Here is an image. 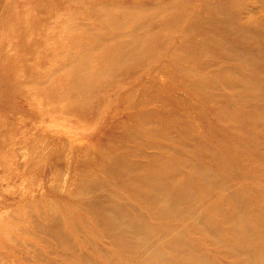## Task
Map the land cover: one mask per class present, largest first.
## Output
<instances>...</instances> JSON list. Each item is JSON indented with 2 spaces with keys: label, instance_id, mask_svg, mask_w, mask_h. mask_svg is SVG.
<instances>
[{
  "label": "rangeland",
  "instance_id": "374dc122",
  "mask_svg": "<svg viewBox=\"0 0 264 264\" xmlns=\"http://www.w3.org/2000/svg\"><path fill=\"white\" fill-rule=\"evenodd\" d=\"M122 146L139 150L108 164ZM146 176L154 189L185 180V205L167 209ZM89 180L102 189H78ZM97 193L118 237L87 205ZM50 205L73 258L27 219ZM0 224L3 264H264V0H0ZM17 236L38 246L23 257Z\"/></svg>",
  "mask_w": 264,
  "mask_h": 264
},
{
  "label": "bare ground",
  "instance_id": "6f19581e",
  "mask_svg": "<svg viewBox=\"0 0 264 264\" xmlns=\"http://www.w3.org/2000/svg\"><path fill=\"white\" fill-rule=\"evenodd\" d=\"M128 39H130L131 41H137L138 40V37L137 36H135V35H133V36H131L130 38H128ZM121 43L123 44V45H125L126 44V42H124L123 40H121ZM121 46H117V48L115 49L116 51H118V49L120 48ZM127 97V95H123L122 97H121V99L123 100V101H125V98ZM132 104H135V106L136 107H138V106H141V105H143L142 106V108H141V110L143 111V112H145L146 114H148V115H152V116H154V115H156V116H160L161 118L162 117H165L166 115H174L175 114V112L177 113V110H175V108H173V105H171V104H164V105H162V106H157L156 104L154 105V104H152L151 106H149V104H147L146 103V101H145V103H144V101H139L138 100V102H137V100H134V101H132L131 102ZM150 103V102H149ZM165 103V102H164ZM145 107V108H144ZM140 110V111H141ZM139 112V110H138V113H134V114H132V116L131 115H128V116H126L128 119L130 118H140L141 117V114L143 113V112ZM181 111V110H180ZM181 115H182V113L183 112H179ZM176 115V114H175ZM178 116H180V115H178ZM145 117H146V115H145ZM168 117V116H167ZM181 117H186L185 116V114H183ZM177 118H179V117H177ZM183 118V119H184ZM182 121V120H181ZM181 121H179L178 120V122H181ZM177 122V123H178ZM182 123H184V120H183V122ZM116 124H117V122H115L114 124H112L111 126H109V127H107V128H105V132H107L104 136L106 137V138H115L114 137V135L113 134H110V132L113 130V128L116 126ZM125 128V127H124ZM123 128V129H124ZM152 128V127H151ZM122 129V130H123ZM130 131V133L132 132L131 131V129L129 130ZM148 131H150V132H153L154 131V127L151 129V130H148ZM187 131V130H186ZM104 132V133H105ZM122 132V131H121ZM127 132H128V130H127ZM129 133V132H128ZM110 134V135H109ZM189 134V133H188ZM191 134V133H190ZM102 137V136H101ZM101 137H99L97 140L99 141V143H101V142H104V141H101L102 139H101ZM170 138V137H169ZM172 138H174V137H172ZM111 139H109V140H111ZM171 139V138H170ZM67 142V141H66ZM181 142H183V141H181ZM129 147V146H128ZM127 146H122L121 147V150H117V149H115V150H112V153H111V157L109 158V160H108V164H111L110 162H111V159L113 160V162L114 161H118V165H123V160L120 158V156H119V153H130V154H132L133 155V153L134 152H137V151H135L131 146V148H128ZM48 149V148H47ZM134 151H133V150ZM157 149V148H156ZM159 149V148H158ZM51 150V149H50ZM170 150V149H169ZM169 150H168V152H169ZM174 149H172V151H173ZM141 151H142V149H141ZM177 151V150H176ZM144 152V151H143ZM142 152V153H143ZM175 152V151H174ZM139 153H141L140 151H139ZM139 153H135V154H139ZM180 152H178V154H179ZM183 153V152H182ZM182 153H180V154H182ZM134 154V155H135ZM144 154H145V152H144ZM171 154V153H170ZM177 154V153H176ZM131 155V156H132ZM149 155V154H148ZM154 155V154H153ZM157 155V154H156ZM162 155H165V154H162ZM185 155V154H184ZM183 155V156H184ZM45 156V155H44ZM48 156V155H47ZM109 156V155H108ZM123 156V155H122ZM130 156V155H129ZM146 156V155H145ZM152 156V155H151ZM168 156V155H167ZM182 156V155H181ZM188 156V155H187ZM105 157V156H104ZM135 157V156H134ZM142 157V156H141ZM148 157V156H147ZM150 157V156H149ZM156 157V156H155ZM165 157V156H164ZM46 158V157H45ZM124 158V157H123ZM126 158V157H125ZM127 159L128 158H126V159H124V160H126L127 161ZM175 159H176V157H175ZM186 159H190V158H186ZM89 160V159H88ZM151 160V159H150ZM149 160V161H150ZM191 160V159H190ZM130 161V160H129ZM141 161H143V160H141ZM154 160H152V162H153ZM158 161V160H157ZM160 161H161V159H160ZM166 160H164V162H165ZM189 161V160H188ZM187 161V162H188ZM193 161V160H192ZM192 161H189V163L190 164H192L191 162ZM113 162H112V164H113ZM137 162V161H136ZM183 162V161H182ZM182 162H180V163H182ZM125 163V162H124ZM128 164V163H127ZM138 164V163H137ZM142 164V163H141ZM168 164H170V163H168ZM118 165L116 166V167H118ZM135 165L136 164H134V166L133 167H135ZM143 165V164H142ZM195 165H198V164H195ZM97 166V165H96ZM104 166H105V164H104ZM107 166V165H106ZM115 166V165H114ZM145 166V165H144ZM99 167V166H98ZM108 168H110V167H108ZM108 168H106L107 169V171L106 170H104V169H102V170H104L105 171V174H107V173H109L110 174V172L108 171V170H110L111 171V169H108ZM113 168V167H112ZM141 168V167H140ZM100 169H101V167H100ZM112 170H114V169H112ZM117 170V169H116ZM115 171V170H114ZM113 171V172H114ZM113 172H111L112 174H113ZM117 172H120V171H117ZM102 173H103V171H102ZM91 174V173H90ZM104 174V175H105ZM111 174V175H112ZM115 174H117L116 173V171H115V173H114V176H115ZM120 174V173H119ZM52 175V174H51ZM113 176V177H114ZM118 176V175H117ZM120 176H121V174H120ZM94 177H95V175H94ZM112 177V178H113ZM165 178H170V177H165ZM89 179V178H88ZM155 178L154 177H152V176H146L143 180H144V182L145 183H143L142 185L145 187V192L146 191H150L152 194H154V195H158V194H160V196L161 197H163L164 198V202H165V204H166V207H167V209H169L170 211H172L173 213H176V212H178L184 205H185V203H186V201H185V199H184V197H185V195L186 194H188L190 191H191V187L186 183V181L185 180H181L179 183H174V182H171V181H168L167 182V186L166 187H163V186H161V187H158L157 189H154V188H152V182H153V180H154ZM101 180V179H100ZM91 180H89L88 182L86 181H82L81 182V184H79L80 185V187L78 188V189H81L82 187H85V188H88L87 190L88 191H90L91 192V190L93 191V192H95L96 190H99V189H102V185L103 184H101V182H96V181H91ZM102 181V180H101ZM139 181V180H138ZM55 182V181H54ZM143 181H139V183H142ZM67 185H71V181L69 182V179H68V177H66V181L64 182V184H63V187L65 188V186H67ZM55 186V185H54ZM50 187H52V188H56V187H53V186H51L50 185ZM62 187V186H61ZM61 187H57L56 189H58V188H61ZM76 188V187H75ZM63 189V188H62ZM83 189V188H82ZM144 189V188H143ZM147 189V190H146ZM59 191V190H58ZM61 191V190H60ZM76 191H77V188H76ZM79 191H81V190H79ZM135 196H136V194H135ZM87 205H88V207L90 206V205H92V204H95L96 205V207H95V213H96V216H98V218L100 219V222H101V224L103 225V226H113L114 227V229H115V231L113 232V234H111V239L112 238H114V236H119V234H118V231H119V226H118V220L117 219H115L114 217H113V215H112V213H111V211H110V201L109 200H107V199H105L101 194H99V193H97V195H93V197L91 196V197H89L88 199H87ZM53 205V204H52ZM53 207H54V205H53ZM48 208H49V210L50 211H48ZM48 208H47V212H43V211H40V212H37V213H32L33 215H29V216H27V219H28V221H29V223L31 224V227L34 229V231H40V232H43V233H51V235H52V237L54 238V239H56L60 244H61V246H63L64 248V252H62L61 254H65V255H67L69 258H73V256L77 253V251H79L80 250V248L79 247H77V245H76V243L77 242H72L71 240H70V235H69V233L67 232V229H65V226H64V224H63V221L61 220V218L59 217V214H57L58 212L56 211H54L55 209H52V206L50 205V206H48ZM56 208V207H55ZM68 216V215H67ZM25 218V217H24ZM23 221H26V220H23ZM138 222V223H137ZM28 222H27V225L29 224ZM70 223V222H69ZM218 223H220V222H213L212 224H213V232H214V234L216 235V237L220 240V242H222V241H225V240H223L224 239V236L223 235H225V233H224V231L222 230V228L221 227H219L218 226ZM24 224V223H23ZM0 225H2V224H0ZM27 225H25L24 227H26ZM70 225V224H69ZM23 226V225H22ZM29 226V225H28ZM139 226H140V223H139V219L137 218V217H135L134 218V220H132V222H130V227L132 228V230L133 231H136L138 228H139ZM23 227V228H24ZM74 227H75V225H74ZM77 227V226H76ZM75 227V228H76ZM19 228H22V227H19ZM29 228V227H28ZM28 228H27V230L25 231H23V229L21 230L22 232L20 233V234H24V235H29L30 233H32L31 232V230H28ZM78 228V227H77ZM77 228H76V230H77ZM14 229H16V228H14ZM79 229V228H78ZM7 230V229H6ZM19 230V229H18ZM8 231V230H7ZM13 231V230H12ZM17 231V230H16ZM78 231V230H77ZM225 232H227L228 233V231H225ZM229 232H230V229H229ZM17 234H18V231L16 232ZM15 233V234H16ZM34 233V232H33ZM77 233V232H76ZM233 233V229L231 230V233L230 234H232ZM223 234V235H222ZM77 236L79 235V234H76ZM14 236H16V235H14ZM81 236V235H80ZM18 238L19 237H21V236H17ZM16 237V238H17ZM10 238V237H9ZM9 238H5L6 239V241L8 240V242H10V240L11 239H9ZM13 238V237H12ZM15 237H14V239H16ZM17 238V239H18ZM22 238V237H21ZM21 238H19L20 240H18V241H21L22 242V240H21ZM83 237L81 236V237H79L78 236V240H81ZM13 239V240H14ZM13 240H11V242L12 243H14V241ZM25 240V244H17L18 246H21V250H22V254H20L21 252L19 251V252H17L19 255H23V248L26 250V251H29L30 249H31V253H32V248H33V246H35V244L33 243H31L32 245H30V243H29V241H28V243H26L27 241L26 240H28V239H24ZM23 240V241H24ZM37 240H38V238H37ZM17 241V242H18ZM31 242H32V240H30ZM39 242L41 241V240H38ZM83 241H85L86 243H87V241L86 240H83ZM16 242V240H15V243H17ZM89 242V241H88ZM42 242H40V244H41ZM46 243H50V242H46V240H45V243H43V245L47 248L46 250L48 251V250H50V247H49V245L50 244H46ZM39 244V243H38ZM39 244V245H40ZM6 245V244H5ZM15 244H13V246H14ZM17 245H15V246H17ZM42 245V244H41ZM87 245L89 246L90 245V243H87ZM117 245H119V243L117 244ZM6 246H8V245H6ZM18 246H17V248H18ZM36 246H38V245H36ZM36 246L33 248L34 250L36 249ZM51 246V245H50ZM86 246V245H85ZM87 246V248H90V247H88ZM43 247V246H42ZM45 247H44V249H45ZM16 248V247H15ZM16 248V251L18 250ZM29 248V249H28ZM39 248V247H38ZM51 248H52V251H50L52 254H54L57 250H55V248H54V246L52 245L51 246ZM2 249V250H1ZM28 249V250H27ZM11 250V249H10ZM24 250V251H25ZM13 251V250H12ZM40 251V250H39ZM94 251V250H93ZM104 251V250H103ZM15 252V251H14ZM36 252V251H35ZM16 253V254H17ZM27 253V252H26ZM29 253H30V251H29ZM40 253H42L41 251H40ZM40 253H38V252H36V253H34L35 255H37V258H39L38 256H39V254ZM50 253V254H51ZM83 253H86V251L85 252H83ZM106 253V252H105ZM195 253H199V252H195ZM34 254L32 255L31 254V256H29V262H31V263H33L34 261L36 262V260L35 259H37L36 257L34 258ZM45 254V253H44ZM25 255V254H24ZM24 255H23V257H24ZM30 255V254H29ZM86 255H87V253H86ZM200 255V254H199ZM26 256V255H25ZM89 256V255H88ZM20 257V256H19ZM22 257V256H21ZM20 257V258H21ZM41 257V256H40ZM26 258V257H25ZM28 258V257H27ZM27 258H26V260H27ZM89 258H90V256H89ZM6 259V258H5ZM42 259H43V257H42ZM48 259V258H47ZM82 259L83 260H85L86 259V257H85V255L83 254L82 255ZM183 259V263L184 264H192L193 263V261H194V259L193 258H191L189 255H187L186 257H184V258H182ZM27 260V261H28ZM51 260V259H50ZM10 261H12V260H10ZM48 261V263H49V260H47ZM45 262H46V260H45ZM11 263H13V262H11ZM47 263V262H46ZM0 264H3V227H1L0 226ZM45 264V263H44Z\"/></svg>",
  "mask_w": 264,
  "mask_h": 264
}]
</instances>
